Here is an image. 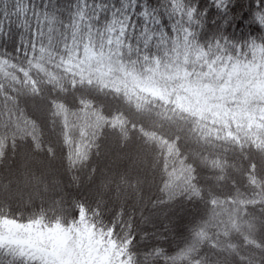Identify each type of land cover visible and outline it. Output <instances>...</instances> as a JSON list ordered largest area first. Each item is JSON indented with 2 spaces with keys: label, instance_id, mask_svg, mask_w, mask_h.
<instances>
[{
  "label": "trees",
  "instance_id": "16d2710c",
  "mask_svg": "<svg viewBox=\"0 0 264 264\" xmlns=\"http://www.w3.org/2000/svg\"><path fill=\"white\" fill-rule=\"evenodd\" d=\"M139 3L0 0V223H86L123 264H264V8ZM0 264L47 263L0 242Z\"/></svg>",
  "mask_w": 264,
  "mask_h": 264
},
{
  "label": "rangeland",
  "instance_id": "374dc122",
  "mask_svg": "<svg viewBox=\"0 0 264 264\" xmlns=\"http://www.w3.org/2000/svg\"><path fill=\"white\" fill-rule=\"evenodd\" d=\"M0 242H12L47 264H123L113 244L86 223H0Z\"/></svg>",
  "mask_w": 264,
  "mask_h": 264
},
{
  "label": "snow or ice",
  "instance_id": "6c2138e0",
  "mask_svg": "<svg viewBox=\"0 0 264 264\" xmlns=\"http://www.w3.org/2000/svg\"><path fill=\"white\" fill-rule=\"evenodd\" d=\"M253 2L255 4V0ZM170 7L171 0H167V3L156 7H153L148 0H140V3L136 5L138 9L136 15L139 18H143V16L151 13L153 16L166 17L169 21L174 22V13L168 11ZM259 7L264 8V0H259ZM185 11H191L196 19H201L207 18L210 15L213 17L226 16L229 8L227 3L220 5L217 3V0H185Z\"/></svg>",
  "mask_w": 264,
  "mask_h": 264
}]
</instances>
